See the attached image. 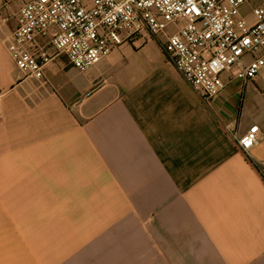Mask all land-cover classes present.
<instances>
[{"label": "crops", "instance_id": "0c3cea01", "mask_svg": "<svg viewBox=\"0 0 264 264\" xmlns=\"http://www.w3.org/2000/svg\"><path fill=\"white\" fill-rule=\"evenodd\" d=\"M0 2V264H264V71L211 102L147 37L26 78ZM228 80V77H225ZM258 125L249 154L238 138Z\"/></svg>", "mask_w": 264, "mask_h": 264}, {"label": "built area", "instance_id": "2783aa9c", "mask_svg": "<svg viewBox=\"0 0 264 264\" xmlns=\"http://www.w3.org/2000/svg\"><path fill=\"white\" fill-rule=\"evenodd\" d=\"M20 1L8 52L26 78L43 79L62 57L87 72L147 37L165 39V52L206 102L264 71V0ZM259 134L252 127L238 138L239 148L249 154Z\"/></svg>", "mask_w": 264, "mask_h": 264}, {"label": "rangeland", "instance_id": "374dc122", "mask_svg": "<svg viewBox=\"0 0 264 264\" xmlns=\"http://www.w3.org/2000/svg\"><path fill=\"white\" fill-rule=\"evenodd\" d=\"M117 1H122V0H117ZM171 31H173V28L170 29ZM89 72V71H88Z\"/></svg>", "mask_w": 264, "mask_h": 264}]
</instances>
